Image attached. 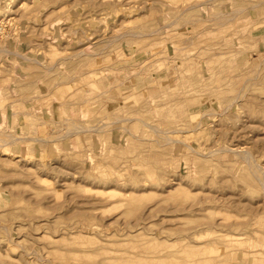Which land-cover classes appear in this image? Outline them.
Segmentation results:
<instances>
[{"label": "rangeland", "instance_id": "obj_1", "mask_svg": "<svg viewBox=\"0 0 264 264\" xmlns=\"http://www.w3.org/2000/svg\"><path fill=\"white\" fill-rule=\"evenodd\" d=\"M0 264H264V0H0Z\"/></svg>", "mask_w": 264, "mask_h": 264}]
</instances>
